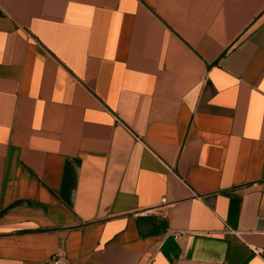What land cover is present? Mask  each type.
Instances as JSON below:
<instances>
[{"label": "crops", "instance_id": "1", "mask_svg": "<svg viewBox=\"0 0 264 264\" xmlns=\"http://www.w3.org/2000/svg\"><path fill=\"white\" fill-rule=\"evenodd\" d=\"M58 251L264 264V0H0V264Z\"/></svg>", "mask_w": 264, "mask_h": 264}, {"label": "built area", "instance_id": "2", "mask_svg": "<svg viewBox=\"0 0 264 264\" xmlns=\"http://www.w3.org/2000/svg\"><path fill=\"white\" fill-rule=\"evenodd\" d=\"M164 202V200H162ZM253 251L256 254H259L261 252L260 249L254 248ZM48 264H72L65 256L63 251L56 252L48 262Z\"/></svg>", "mask_w": 264, "mask_h": 264}]
</instances>
